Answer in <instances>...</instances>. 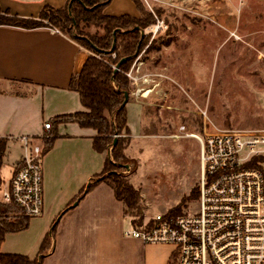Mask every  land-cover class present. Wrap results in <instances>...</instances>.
Segmentation results:
<instances>
[{
    "label": "rangeland",
    "instance_id": "374dc122",
    "mask_svg": "<svg viewBox=\"0 0 264 264\" xmlns=\"http://www.w3.org/2000/svg\"><path fill=\"white\" fill-rule=\"evenodd\" d=\"M113 2L106 15L138 16L130 0ZM141 2L156 23L144 30L145 46L128 72L132 81L128 102L143 107L144 134L152 137L136 141L132 147L129 144L130 151L125 150V154L133 162L121 174L142 194L141 220L166 215L177 207H181L182 214H197L199 201L192 194L199 191L200 146L189 135L226 131L264 134V0ZM0 7L13 12L22 4L18 0H0ZM84 32L103 34L94 27ZM109 57L117 58L112 49ZM13 144L4 141L1 191L10 181L20 150ZM111 153L112 150L107 152L110 159ZM45 154L41 159L43 186L55 180L54 194L60 193L50 199V210L44 200L43 214L32 218L27 230L7 237L2 248L9 253L38 255L39 241L46 229L55 243L61 229L59 218L95 189L94 186L88 191L95 181L90 176L83 184L82 196L58 210L62 201L58 196L63 194L64 198L70 176L61 175L59 183L58 175L49 176ZM110 175L105 173L102 178ZM86 177L87 174L78 175V187ZM132 227V217L121 214L114 223L96 225V230L118 234L113 253L102 251L97 256L100 264H178L175 246L137 245L125 238L124 233Z\"/></svg>",
    "mask_w": 264,
    "mask_h": 264
},
{
    "label": "crops",
    "instance_id": "0c3cea01",
    "mask_svg": "<svg viewBox=\"0 0 264 264\" xmlns=\"http://www.w3.org/2000/svg\"><path fill=\"white\" fill-rule=\"evenodd\" d=\"M68 1L18 0L22 4L21 9L9 12L23 18H37L45 7L62 9ZM113 3L112 1L111 4ZM110 6L105 9V14ZM89 55L87 49L50 27L28 30L1 26L0 86L9 89H0V136L39 138L45 134V123L53 124L58 117L85 112L79 94L71 91L69 84L71 78L82 70ZM126 108L132 147L136 141L152 136L144 134L143 107L128 102ZM56 132L58 138L53 148L45 154L44 166L49 176H59L58 183L61 175L68 173L70 176L64 198L63 194L58 196L62 200L60 210L69 207L75 199L82 196L83 184H86L90 176L99 175L110 157L107 153L101 154L94 150L93 139L97 135L95 130L81 128L76 123H62L56 126ZM13 145L20 147L14 165L16 168L22 158V148L18 142ZM126 150L130 151V147ZM5 155L6 152L4 158ZM79 174H87V177L85 180L81 179L82 185L78 187ZM71 180L74 182H70ZM53 182L54 184L47 183L43 186L48 210L53 206L50 199L60 193L54 194L55 180ZM119 214L127 216L124 204L117 200L112 187L107 183L97 185L90 195L81 197L77 206L59 218L61 229L58 239L55 243L52 242L43 264H98L97 256L102 251L107 255L113 253L118 245V234L112 230H96V225L114 223ZM46 230L39 241V250L47 236ZM131 241L144 245L136 240ZM1 252L13 254L2 246ZM38 255L23 256L35 259Z\"/></svg>",
    "mask_w": 264,
    "mask_h": 264
},
{
    "label": "built area",
    "instance_id": "2783aa9c",
    "mask_svg": "<svg viewBox=\"0 0 264 264\" xmlns=\"http://www.w3.org/2000/svg\"><path fill=\"white\" fill-rule=\"evenodd\" d=\"M51 129L47 122L39 138L0 136V170L4 141L22 148L3 191L0 178V202L13 203L30 218L44 211L41 159ZM194 139L200 146L198 213L132 217L124 237L175 246L178 264H264V162L258 161L264 158V134L226 131Z\"/></svg>",
    "mask_w": 264,
    "mask_h": 264
},
{
    "label": "trees",
    "instance_id": "16d2710c",
    "mask_svg": "<svg viewBox=\"0 0 264 264\" xmlns=\"http://www.w3.org/2000/svg\"><path fill=\"white\" fill-rule=\"evenodd\" d=\"M112 1L69 0L62 9L45 7L37 18H23L0 8V27L11 26L28 30L55 28L90 52L82 70L71 78L69 84V89L79 94L86 111L54 120L50 138L45 142V153L53 148L58 138L56 126L59 124L76 123L81 128L95 130L97 135L93 139L94 150L101 154L112 150V153L111 159L106 160L103 171L94 177L95 181L88 191L101 183H107L114 190L117 200L124 204L126 215L141 220L142 194L121 174L133 162L125 154L131 135L127 125L125 100L126 94L130 97L132 93V81L127 74L135 56L140 54L145 46L146 38L142 37V32L156 21L152 14L145 12L141 0H132L140 14L138 17L106 15L104 11ZM91 27L102 31L103 34L92 35L84 32ZM115 41L112 52L117 58L113 59L109 57V50L113 48ZM120 63L119 70L115 71ZM115 140L117 144H114ZM258 161L264 162V158ZM134 166L136 168V164ZM105 173L111 175L102 178ZM192 196L197 199L199 191L196 189ZM181 214V207L168 212V216ZM31 219L13 203L0 202V264H43L44 256L52 247V233L43 240L39 255L35 259L1 252L6 237L27 230Z\"/></svg>",
    "mask_w": 264,
    "mask_h": 264
},
{
    "label": "water",
    "instance_id": "95a60500",
    "mask_svg": "<svg viewBox=\"0 0 264 264\" xmlns=\"http://www.w3.org/2000/svg\"><path fill=\"white\" fill-rule=\"evenodd\" d=\"M144 35H145L144 32H142V37H144ZM115 43H116V41L114 42V46H113V48H112V51L114 50ZM123 61H125V60H123ZM123 61H122V62H123ZM122 62H121V63H122ZM121 63H120L118 66H116L115 71H118V70H119V67H120ZM128 101H129V95L126 94L125 104H127ZM114 144H117V140H115ZM75 206H77V203L75 204Z\"/></svg>",
    "mask_w": 264,
    "mask_h": 264
},
{
    "label": "bare ground",
    "instance_id": "6f19581e",
    "mask_svg": "<svg viewBox=\"0 0 264 264\" xmlns=\"http://www.w3.org/2000/svg\"><path fill=\"white\" fill-rule=\"evenodd\" d=\"M191 138H194V134L190 136Z\"/></svg>",
    "mask_w": 264,
    "mask_h": 264
}]
</instances>
